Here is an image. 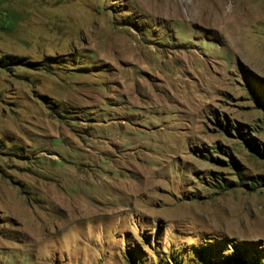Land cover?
I'll use <instances>...</instances> for the list:
<instances>
[{
	"label": "rangeland",
	"instance_id": "374dc122",
	"mask_svg": "<svg viewBox=\"0 0 264 264\" xmlns=\"http://www.w3.org/2000/svg\"><path fill=\"white\" fill-rule=\"evenodd\" d=\"M0 264H264V0H0Z\"/></svg>",
	"mask_w": 264,
	"mask_h": 264
}]
</instances>
